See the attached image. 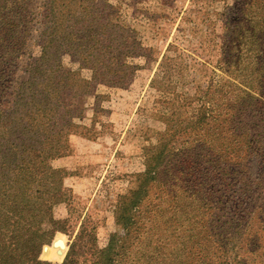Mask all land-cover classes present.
I'll return each mask as SVG.
<instances>
[{
	"label": "trees",
	"instance_id": "1",
	"mask_svg": "<svg viewBox=\"0 0 264 264\" xmlns=\"http://www.w3.org/2000/svg\"><path fill=\"white\" fill-rule=\"evenodd\" d=\"M200 1L212 6L197 11L201 61L162 56L152 85L182 106L155 100L166 128L143 148L136 186L115 204L120 230L100 246V221L57 164L81 111L63 61L126 88L139 67L105 59L125 44L126 14L107 0H0V264H55L41 253L60 234L61 264H264V0Z\"/></svg>",
	"mask_w": 264,
	"mask_h": 264
},
{
	"label": "rangeland",
	"instance_id": "2",
	"mask_svg": "<svg viewBox=\"0 0 264 264\" xmlns=\"http://www.w3.org/2000/svg\"><path fill=\"white\" fill-rule=\"evenodd\" d=\"M107 1L126 14L124 24L130 32L125 44L109 55L105 36L86 29L84 39L96 42L98 52L106 53L109 63H134L139 70L134 72L126 88L110 87L96 83L91 70L80 69L69 57L64 58L65 71H77L68 86L78 94L75 103L74 97L70 100L80 104L81 111L79 118L73 120L77 126L68 136L63 157L57 162L67 169L69 176L65 184L77 203L100 221V246L107 243L110 234L120 230L114 220L115 204L119 194L135 188L137 175L142 170L143 148L155 145L158 133L166 128L162 120L153 119L155 100H169L173 107L182 106L173 102L170 95L160 92L157 85L156 88L152 85L161 58L168 49L172 55L182 53L188 66L200 62L198 52L191 45L203 40L206 33L204 26L195 24L197 11L202 5L205 11L212 7L210 1L200 0ZM234 1L228 0V3ZM65 22L72 27L75 19L66 17ZM181 34L182 41L176 40ZM38 45L30 47L31 62L39 60ZM170 45L174 48H169ZM137 50L143 51L141 56L136 57ZM131 52L134 53L131 55ZM27 78L28 73L20 72V80ZM158 82L164 85L162 79ZM59 241L63 242V248ZM67 245L68 237L57 235L50 245L43 247L41 259L61 264Z\"/></svg>",
	"mask_w": 264,
	"mask_h": 264
},
{
	"label": "water",
	"instance_id": "3",
	"mask_svg": "<svg viewBox=\"0 0 264 264\" xmlns=\"http://www.w3.org/2000/svg\"><path fill=\"white\" fill-rule=\"evenodd\" d=\"M59 245L63 248L64 247V244L62 241H59ZM45 251H47V248L44 249Z\"/></svg>",
	"mask_w": 264,
	"mask_h": 264
}]
</instances>
